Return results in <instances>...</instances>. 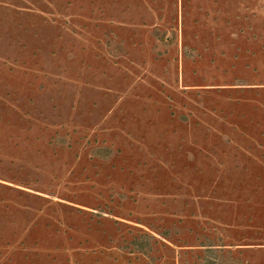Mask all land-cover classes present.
<instances>
[{"label":"rangeland","instance_id":"374dc122","mask_svg":"<svg viewBox=\"0 0 264 264\" xmlns=\"http://www.w3.org/2000/svg\"><path fill=\"white\" fill-rule=\"evenodd\" d=\"M0 264H264V0H0Z\"/></svg>","mask_w":264,"mask_h":264}]
</instances>
